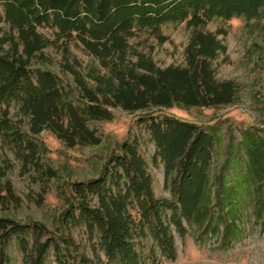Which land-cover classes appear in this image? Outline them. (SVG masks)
<instances>
[{"label": "trees", "instance_id": "trees-1", "mask_svg": "<svg viewBox=\"0 0 264 264\" xmlns=\"http://www.w3.org/2000/svg\"><path fill=\"white\" fill-rule=\"evenodd\" d=\"M18 1L0 0V22L11 33L10 53L0 56V136L16 148H28L30 156L34 146L12 123L11 108L26 120L30 136L45 131L73 148L98 144L88 123L110 121L114 108L130 113L169 104L217 108L234 102L230 83L215 78L213 63L225 50L215 35L200 31L208 22L204 13H190L185 20L198 31L184 49L183 64L155 68L137 53L132 54V61L128 46L140 28L142 0H46L33 20L15 11ZM47 47H57L63 55L76 47L121 87L95 92L77 81L80 94L72 102L70 91L51 72L29 68V58ZM141 124L153 147L150 162L162 166L168 198L154 197L137 140H124L97 177L68 185L60 215L64 234L47 236L38 224L0 218V264L10 262L5 246L11 240L26 264H45L49 254L54 264H144L136 247L146 238L151 254L156 250L164 260L174 261L171 230L183 237L182 222L203 217L210 205L209 168L218 135L214 128L199 127L171 114L147 116ZM259 141L260 136L246 128L237 146L249 153ZM233 148L224 163L228 170L218 183V201L225 212L217 219L223 222L225 217L224 226L234 234L233 219L244 196H251L249 179L260 170L251 167L248 157L244 170H239ZM5 191L12 196L11 188ZM257 197L255 213L264 224V191ZM78 228L90 246V258L71 237V231ZM150 264L158 262L151 258Z\"/></svg>", "mask_w": 264, "mask_h": 264}, {"label": "rangeland", "instance_id": "rangeland-1", "mask_svg": "<svg viewBox=\"0 0 264 264\" xmlns=\"http://www.w3.org/2000/svg\"><path fill=\"white\" fill-rule=\"evenodd\" d=\"M45 2L19 0L14 8L33 20ZM190 13L206 14L208 22L199 30L215 35L224 47V54L213 63L214 73L216 79L230 83L234 102L217 108L169 104L130 113L114 108L110 121L88 123V128L98 137V144L73 148H66L45 131L30 136L26 120L11 108L12 123L30 140L34 152L30 156L28 148H16L8 138L0 136V218L38 224L47 236L64 234L66 229L61 228L60 215L66 206L68 185L97 177L106 159L116 152L117 145L132 139L139 144L154 197L168 198L163 187L162 166H153L150 162L153 147L147 141L141 120L171 114L217 131L209 168L210 205L203 217L192 223L182 222L183 237L171 230L174 261L164 260L156 250L151 254L148 238L141 241L136 249L144 264H150L151 258L158 264H264V224L255 213L257 196L264 191V0H142L139 31L128 41L132 61L135 58L132 54L137 53L155 68L182 65L184 49L198 31L185 23ZM39 31L51 38L49 31ZM10 36L7 24L0 22V56L10 53ZM28 65L56 76L64 89L70 91L72 102L80 94L77 81L95 92L121 87L95 60L76 47H70L65 55L57 47H47L29 58ZM246 128L260 136L249 153L237 146ZM232 147V157L239 162V170H244L246 157L250 158L251 167L259 166L260 170L256 177L249 179L251 196H244L233 219L235 235L231 228L224 226L225 217L223 222L217 219L225 212L217 191L220 176L228 170L224 163ZM6 187L11 188L12 196L6 194ZM71 237L90 258L91 250L83 230H72ZM5 252L9 264H26L14 240L5 246ZM45 264H54L50 254Z\"/></svg>", "mask_w": 264, "mask_h": 264}]
</instances>
